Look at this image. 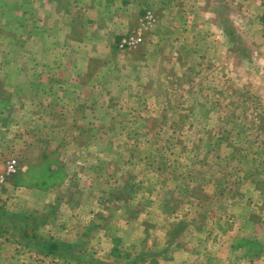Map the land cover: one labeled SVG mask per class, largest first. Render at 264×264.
<instances>
[{
    "label": "rangeland",
    "instance_id": "374dc122",
    "mask_svg": "<svg viewBox=\"0 0 264 264\" xmlns=\"http://www.w3.org/2000/svg\"><path fill=\"white\" fill-rule=\"evenodd\" d=\"M252 2L0 0V264H264Z\"/></svg>",
    "mask_w": 264,
    "mask_h": 264
},
{
    "label": "crops",
    "instance_id": "0c3cea01",
    "mask_svg": "<svg viewBox=\"0 0 264 264\" xmlns=\"http://www.w3.org/2000/svg\"><path fill=\"white\" fill-rule=\"evenodd\" d=\"M252 3H256V6L250 10H248V13L244 12L242 14H246L247 16L243 18V26H247L250 22L253 23L254 26L257 27L258 23H262V26L264 25V0H251ZM255 5V4H254ZM249 16L252 17V19H249ZM241 25V24H240ZM263 28V27H262ZM261 62H264V57L260 58ZM115 249V248H114Z\"/></svg>",
    "mask_w": 264,
    "mask_h": 264
},
{
    "label": "built area",
    "instance_id": "2783aa9c",
    "mask_svg": "<svg viewBox=\"0 0 264 264\" xmlns=\"http://www.w3.org/2000/svg\"><path fill=\"white\" fill-rule=\"evenodd\" d=\"M140 37H137L134 34L128 35L122 39L121 45L122 46H131L138 42ZM15 171V160L10 159L6 162V165L2 170H0V186L4 181L5 175H9Z\"/></svg>",
    "mask_w": 264,
    "mask_h": 264
},
{
    "label": "trees",
    "instance_id": "16d2710c",
    "mask_svg": "<svg viewBox=\"0 0 264 264\" xmlns=\"http://www.w3.org/2000/svg\"><path fill=\"white\" fill-rule=\"evenodd\" d=\"M23 235H24L25 237H27V236H28V234H26V233H24ZM50 248H52V249H53V248H55V247H53V246H52V247H49V250H50Z\"/></svg>",
    "mask_w": 264,
    "mask_h": 264
}]
</instances>
